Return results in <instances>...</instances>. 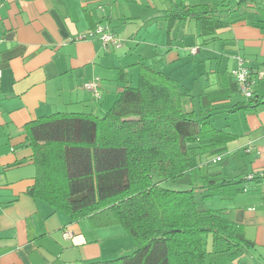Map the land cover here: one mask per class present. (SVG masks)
Instances as JSON below:
<instances>
[{
    "label": "crops",
    "instance_id": "obj_1",
    "mask_svg": "<svg viewBox=\"0 0 264 264\" xmlns=\"http://www.w3.org/2000/svg\"><path fill=\"white\" fill-rule=\"evenodd\" d=\"M169 7V0H0V264H83L120 256L118 226L95 230L87 220L72 222L27 195L36 166L23 127L56 113L103 116L122 91V79L137 84L136 64L191 89L196 114H211L208 122L234 137L220 172L264 173V104L237 109L248 99L235 92L230 77L240 63L247 67L254 96L264 103V30L248 15L214 38L200 37L193 21L176 22L167 36L161 16ZM99 23L112 28L121 49L105 51L98 40L86 38ZM94 78L98 101L83 88ZM204 96L214 102L202 107ZM212 201L219 204L213 210L224 209L243 230L255 245L252 255L264 263V182ZM64 230L72 239L62 238Z\"/></svg>",
    "mask_w": 264,
    "mask_h": 264
},
{
    "label": "trees",
    "instance_id": "obj_2",
    "mask_svg": "<svg viewBox=\"0 0 264 264\" xmlns=\"http://www.w3.org/2000/svg\"><path fill=\"white\" fill-rule=\"evenodd\" d=\"M169 4L161 16L167 36L176 22L193 21L200 37L214 38L217 30L248 15L264 30V0ZM97 25L116 36L107 24ZM92 39L99 41L96 35ZM136 66L137 84L122 79V91L103 116L56 113L23 127L36 166L27 195L72 222L87 220L95 230L122 227L135 245L128 255L83 264H239L250 258L253 242L224 209L213 210L208 202L249 190L251 182H264V173L208 172L225 161L226 144L234 137L215 129L208 122L211 114H196L191 89L146 65ZM233 85L238 93L234 80ZM251 92L237 109L264 104L252 86ZM98 94L99 99L92 95L96 101L99 88ZM207 100L201 98L202 107ZM186 177L188 189L163 186Z\"/></svg>",
    "mask_w": 264,
    "mask_h": 264
},
{
    "label": "built area",
    "instance_id": "obj_3",
    "mask_svg": "<svg viewBox=\"0 0 264 264\" xmlns=\"http://www.w3.org/2000/svg\"><path fill=\"white\" fill-rule=\"evenodd\" d=\"M98 36V39L101 43V47L103 50L108 51L109 49H119L122 47L123 42L122 40H119L113 33L109 31V29L106 26L97 25L95 30L92 31L90 34H88L87 38H94V36ZM193 52L196 51V49H192ZM231 76L233 80L235 81L237 88L239 92L245 97V98H251L252 92H251V86H252V80L250 79L248 70L243 67V65L240 63L239 68L235 71L231 72ZM83 88L89 92L92 93V95L99 99L98 94V88H99V79L94 78L90 82H87L83 85ZM220 158L218 157L216 159V162L219 161ZM73 234L70 230H64L62 232V238L64 240H70L72 239Z\"/></svg>",
    "mask_w": 264,
    "mask_h": 264
},
{
    "label": "rangeland",
    "instance_id": "obj_4",
    "mask_svg": "<svg viewBox=\"0 0 264 264\" xmlns=\"http://www.w3.org/2000/svg\"><path fill=\"white\" fill-rule=\"evenodd\" d=\"M231 2H233L234 0H230ZM136 85V80H134V83H133V86ZM220 167H221V164H215V165H211L209 167V171L208 172H213V171H217L219 172L220 171ZM206 171L204 168L202 170V172ZM228 170H226V173H227ZM231 173V172H229ZM188 178H184L182 180H179V181H175V182H168V183H164L163 186L166 188V189H170V190H177V191H181V190H185V189H188L189 186H188ZM215 198H219V197H215ZM214 198H212L209 202H208V206L211 208V209H217L219 204H218V201H212ZM80 222H86L85 220H82ZM86 224V223H84ZM105 229V228H104ZM119 230H120V256H117L116 258L118 257H121V256H124V255H128L130 253H132L136 248H135V245L132 243V241L130 240V238L127 236L126 232L124 231V229L122 227H119ZM65 241H68V240H65ZM121 243H126V244H129L131 246V248L127 249L125 247H123V245H121ZM254 255V253H253ZM250 257V258H244L240 261L239 264H264L263 262H259L257 259H256V256H253ZM116 258H112V260L116 259Z\"/></svg>",
    "mask_w": 264,
    "mask_h": 264
}]
</instances>
